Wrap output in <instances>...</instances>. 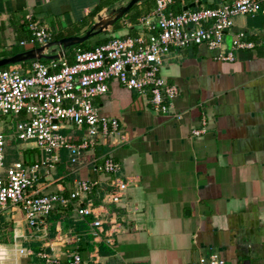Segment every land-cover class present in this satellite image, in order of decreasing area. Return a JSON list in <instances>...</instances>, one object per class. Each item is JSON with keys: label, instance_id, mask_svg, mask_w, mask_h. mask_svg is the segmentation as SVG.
Masks as SVG:
<instances>
[{"label": "crops", "instance_id": "obj_1", "mask_svg": "<svg viewBox=\"0 0 264 264\" xmlns=\"http://www.w3.org/2000/svg\"><path fill=\"white\" fill-rule=\"evenodd\" d=\"M128 1L0 0V58L34 48L19 45L28 40V15L56 35L79 28L98 5H104L100 17ZM230 1L199 0V5L214 8ZM179 4L182 9L192 6L190 0ZM124 20L110 36L128 33ZM234 34L253 47L231 50ZM228 52L231 61L218 58ZM159 76L178 91L168 113L150 111L144 99L110 82L95 106L121 128L98 139L74 166L59 150L57 163L40 169L33 186L39 194L66 195L79 180H96L91 194L63 208L56 205L43 231L27 227L19 211H0V245L9 248L14 242L27 253L5 264H67L74 255L78 264H197L198 258L212 255L225 264H264V17H234L220 49L172 48L161 61ZM201 119L203 133L191 136ZM83 132L69 126L61 134L77 142ZM34 150L17 147L22 160L13 162L41 160L43 153ZM102 155L119 164L115 176L92 173L89 161ZM115 179L125 187L113 203L107 194L115 190ZM86 200L102 209L96 239L92 217L75 214V206Z\"/></svg>", "mask_w": 264, "mask_h": 264}, {"label": "built area", "instance_id": "obj_2", "mask_svg": "<svg viewBox=\"0 0 264 264\" xmlns=\"http://www.w3.org/2000/svg\"><path fill=\"white\" fill-rule=\"evenodd\" d=\"M170 3L171 0H154L151 15L138 19L134 36L110 38L91 50L75 49L70 64L63 54L55 60H31L0 69V125L4 117H15L13 139L43 153L41 160L29 164L13 162L3 168L5 138L0 132V211H19L27 227L45 230L48 216L56 205L63 208L75 204L91 194L98 184L96 180H79L66 195L39 194L33 187L39 170L47 171L57 163L59 150L66 151L68 164L74 166L79 164L84 151L99 144L98 139L114 135L121 128L116 118L100 116L95 106V100L106 94L110 82L144 99L150 111L168 113L178 91L159 76L163 57L172 48L220 49L223 35L232 26L234 17L256 13L264 17V0H232L214 8L199 6L166 15L165 9ZM26 19L28 40L20 41L19 45L30 43L39 47L52 41L50 30L29 15ZM252 47V42L244 40L240 34L231 38V50ZM218 58L231 61L232 54L228 52ZM173 117L179 119V115ZM69 126L83 129L77 142H70L61 134ZM203 131L204 120L201 119L200 127L192 129L190 134L198 136ZM88 164L95 175L115 176L120 170L110 155L93 157ZM114 185L115 190L107 194L113 203L118 201L125 183L115 179ZM86 202L84 206H75V214L81 218L92 217L91 235L96 239L102 209ZM106 242L111 244L110 239ZM26 254L14 242L9 248L0 245V264ZM40 256L45 262H52L43 253ZM79 261V256L74 255L67 264ZM197 264L225 263L212 255L198 258Z\"/></svg>", "mask_w": 264, "mask_h": 264}, {"label": "water", "instance_id": "obj_3", "mask_svg": "<svg viewBox=\"0 0 264 264\" xmlns=\"http://www.w3.org/2000/svg\"><path fill=\"white\" fill-rule=\"evenodd\" d=\"M138 1L140 0H129L123 6L103 11L102 13L106 14L104 24L101 23V21L103 20L97 15L96 20L88 27V29L84 31L82 35L64 37L57 41L48 42L36 48L18 52L9 57L0 58V67L31 60L59 59L63 56L65 49L86 41L90 36L100 34L102 31L106 30L110 25H112L115 21L122 18L126 14V12ZM182 10H186V7H184Z\"/></svg>", "mask_w": 264, "mask_h": 264}, {"label": "trees", "instance_id": "obj_4", "mask_svg": "<svg viewBox=\"0 0 264 264\" xmlns=\"http://www.w3.org/2000/svg\"><path fill=\"white\" fill-rule=\"evenodd\" d=\"M190 1L192 2V6L191 7H190V4H186V7H188L190 10L196 9V8H198L200 6L199 5V0L198 1L196 0L195 2H193V0H190ZM201 1H203V0H201ZM103 6L104 5H98L94 9V11L91 12L88 15L87 20H85V21H83L81 23V26L79 28H73L72 30H68V31H66L64 33H58L56 35H53L52 34V41H57V40H59L61 38L68 37V36H72L73 34L78 33V31L80 29H82V27L86 26V28L79 34V35H82L84 33V31L86 29H88V27L92 24L93 17L95 15H98L99 14V12L103 8ZM154 7H155L154 6V0H141L140 4H138V5L137 4H134L126 12V14L124 15V18H125L124 22H127L130 25L129 28L127 29L128 33L126 35H129V32H131L134 27L136 28L138 19L140 17H143L146 14H148V12L150 10H153ZM182 7L183 6L179 4V0H171V3L165 9V13H166V15L167 14H170V15L178 14V13H180L182 11ZM119 20L115 21L111 25V33H116V32H118V31H120L122 29V25H120V23H118ZM135 32H136V30H135ZM102 33L105 34V32H102ZM126 35H124V36H126ZM109 37L110 38H117V37L110 36V35H109ZM110 38H104V39H102L100 41L94 42V43H92L93 45H91V46H88L86 41H84L82 43H79V44H76V45H73V46H71V47H69V48H67V49L64 50V58H65L66 62L70 64L72 62V55H73L72 52H73V50H75V49L91 50L95 46H98L100 44L105 43ZM11 55H13V54H11ZM40 61L45 62V60H40ZM27 62H29V61L22 62L21 64H25ZM2 68H5V66L0 67V69H2Z\"/></svg>", "mask_w": 264, "mask_h": 264}, {"label": "rangeland", "instance_id": "obj_5", "mask_svg": "<svg viewBox=\"0 0 264 264\" xmlns=\"http://www.w3.org/2000/svg\"><path fill=\"white\" fill-rule=\"evenodd\" d=\"M95 20H96V18H95ZM102 32H105V34ZM102 32L100 33V35L97 34L94 36H90L86 40L87 45L91 46V45H93L92 43H94V42L100 41L104 38H110L109 35L111 32V25L106 30H104ZM28 47L29 46H26L24 48H28ZM15 121H16L15 117H4L2 120V125H0V132H2V134L5 138V145L3 148V160H2L3 168L7 167L13 161L22 160L21 155L18 153V151L22 152V150L17 151V147L21 146L22 144H19L20 142H16L12 136L13 135V125H14ZM34 151L37 153H41V151H39V150H34ZM23 153L24 152H22V154Z\"/></svg>", "mask_w": 264, "mask_h": 264}, {"label": "bare ground", "instance_id": "obj_6", "mask_svg": "<svg viewBox=\"0 0 264 264\" xmlns=\"http://www.w3.org/2000/svg\"><path fill=\"white\" fill-rule=\"evenodd\" d=\"M100 18L103 20V21H101V23L104 24L105 19H106V14L101 13Z\"/></svg>", "mask_w": 264, "mask_h": 264}]
</instances>
